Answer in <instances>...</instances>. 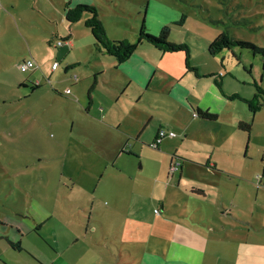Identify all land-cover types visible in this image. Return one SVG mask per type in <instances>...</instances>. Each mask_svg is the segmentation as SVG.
I'll use <instances>...</instances> for the list:
<instances>
[{
  "label": "rangeland",
  "instance_id": "374dc122",
  "mask_svg": "<svg viewBox=\"0 0 264 264\" xmlns=\"http://www.w3.org/2000/svg\"><path fill=\"white\" fill-rule=\"evenodd\" d=\"M64 1L0 0V264H37L29 251L40 258L49 257L46 242L48 236L54 235L53 230L73 231L79 222L84 229L88 213L77 209L85 203L87 212L91 203L99 211L95 217L98 222H90L96 231L116 220L110 213L109 195L123 183L114 181V176H132L144 184L141 192L129 193L124 188L123 199L119 200L121 207L139 209L144 216L139 218L142 221L135 216L125 217V224L138 222L144 230L153 225L163 228L160 217L164 201H171L168 188L183 193L187 189L190 193L203 178L221 177L222 183L204 185L209 190L205 200L190 197L187 208L203 215V221L210 219L219 225V219L236 218L235 233L229 237H238L247 228L250 234V244H241L236 250L242 258L238 263H248L244 261L248 255L253 258L252 264L264 261V104L257 110L248 108L254 94L264 99L256 89L257 86L264 92V62L258 55L234 47L236 58L229 50L212 56L207 53V44L222 32L264 46V0H91L112 40L135 42L145 17L148 33L157 35L167 26L171 40L188 46L190 56L186 59L184 53L171 55L145 42L139 44L130 58L144 62L150 70L167 65L164 58L170 56L181 58L175 67L183 71L188 63L201 71L226 74L221 80H208L212 83L216 79L222 91L214 86L218 97L208 98L218 110L214 122L193 121L191 112L182 109L157 85L159 71L152 83L132 84L134 91L139 88L140 97L100 86L94 93L99 107L113 109L115 118L123 119L124 128L128 116L139 118L141 138L148 129L154 141L156 128L172 131L174 136H165L155 152L148 149L150 143L144 142L138 157L119 153L117 160L107 164V172L102 167L104 174L99 183L92 179L89 166L103 163L109 153L100 149L93 137L83 135L84 131L101 129L95 121L100 119L97 105L90 111L87 108L85 85L91 79L85 77L89 68L84 64L77 68V82L70 71L64 74L66 60L73 59L74 53L67 45L55 47L53 42L59 35L73 33L72 39L88 41L93 51L98 49L84 26L87 14L69 26L61 16ZM10 2L17 8H12ZM27 59H34L37 68L22 72L18 66ZM53 60L60 62L57 71L51 69ZM114 61L119 67L132 66L128 61ZM119 74L116 70L110 72L115 78ZM35 84L39 87L32 90ZM107 92H114L119 99L112 98L107 104L103 100ZM232 94L239 98L231 99ZM174 122L181 123L185 132ZM240 122L249 123V127L239 128ZM210 155L211 161L228 168L229 174L206 169ZM171 158V165L178 164L174 171L169 166ZM179 164L184 170L178 187ZM115 168L121 172L112 173ZM101 194L103 198H99ZM224 209L232 216L224 211L222 215ZM8 241H21L22 250L13 249Z\"/></svg>",
  "mask_w": 264,
  "mask_h": 264
},
{
  "label": "crops",
  "instance_id": "0c3cea01",
  "mask_svg": "<svg viewBox=\"0 0 264 264\" xmlns=\"http://www.w3.org/2000/svg\"><path fill=\"white\" fill-rule=\"evenodd\" d=\"M70 1L72 3H91V0ZM65 2L66 0L64 3ZM64 3L62 5H64ZM10 4H12V8H17L13 2H10ZM61 16L65 17L64 7ZM101 18L103 19L102 16ZM72 35L73 33L59 35L60 39L67 38L68 50L71 49L74 53L72 54L74 55L73 59L66 60L63 73L65 74L70 71L76 81V79H78L76 72L77 68L83 64L85 67L87 66L89 68V73L85 77V79L88 78L87 80L91 79L90 83H86L85 85L86 92L89 91V89L91 91L89 93V105L87 108L88 111H90L97 105V110L100 112V119L95 120L93 117H91V119L99 122L101 129L99 131H84L85 134L83 135L86 137H93L94 143L100 146V149L109 153L105 156L103 163L96 162L89 166L91 170L90 175L96 183L102 180L104 174L101 170L102 167H104V172H107V164L117 160L119 153L124 155L122 152L123 150L133 153L134 155L132 156L138 157L137 154H141L142 148L145 145L144 142L150 143L152 148L147 146L148 149L155 152V149L159 148L162 139L165 138L158 137L156 142L155 138L153 141V136L148 129L144 131L146 138H141L139 134L142 130V124L139 118H129L127 116L128 125L127 128H124L122 125L123 119L115 118V111L113 109L99 107L100 104L95 99L94 93L98 91L100 86L108 85L109 87L118 89L120 94L126 93L127 95H136L140 97L139 88L134 91L132 84H142L144 81L152 83L159 71L160 78L157 85H159L164 92L166 91L168 96L174 98L175 102L182 106V109L186 112L190 111L193 121H207L200 115L195 114L197 110L215 112L218 114L215 105L208 99L211 95L215 100L218 97L217 91L214 89V86L217 87L214 83L216 79L212 83H209L208 80L211 77H216L221 80L226 74L221 75L219 73L220 77H218L216 71H201L196 66H188V63H185L186 71H183V69L175 67V63L181 62V58L170 56L164 58L167 65L162 67L156 66L150 70V68L145 67L143 64L144 62L130 58L132 55L136 54L135 51L124 60L131 62L132 66L126 65L119 67L118 64L115 63L114 57L100 51H93L90 42L76 37L72 39ZM48 41L51 42V39ZM178 53L182 52L170 54L176 55ZM189 56H185L186 59H188ZM55 61L57 60H53L52 62ZM57 62L59 65L57 69L53 71L59 69L60 62ZM194 69H196V72H194ZM115 70L120 73L118 78L110 76V72ZM189 74H193V76H189ZM82 76H84V74ZM73 80H71V82L75 84L77 81L73 82ZM219 90L222 92L221 89ZM112 98L119 99V95H115L114 92L113 94L108 92L104 93L103 100H105L107 104L111 102ZM217 119L218 115L215 120ZM174 123L176 127L183 131V125L181 123ZM232 126L234 127L235 123H232ZM159 130L161 129L156 128L154 133L155 137ZM127 140H134L136 143L133 145L128 143ZM169 161L170 166L172 158ZM98 162H102V160L99 159ZM179 166L181 171L177 182L178 187L184 170L183 164H179ZM205 168L213 171V173L222 171L225 174H229L228 168L225 166L219 167L215 161H211V155L205 162ZM120 170L121 169L115 168L111 171L116 174L120 173ZM113 179L116 182L123 183V185L119 184V187H114L109 195V199L112 201L110 213L116 220L114 219V221L107 224V226L101 225L99 228L100 231H96V227L94 225L90 226V222H98L99 219L95 217L99 216L97 215L99 211H96L93 207V203H91L87 212V203H85L77 209L85 212V214L88 213V220L86 225H84V229L82 228L83 224L79 222V226L72 227L73 231L67 230V232L64 231L62 233L61 231L53 230L54 235L48 236L49 239L46 242L50 250L49 257L40 258L34 255L32 251H29L35 256L37 264H239L238 262L241 261L242 258L238 257L239 253L236 250L239 249L241 244L244 246L250 244L249 228H247L244 233L240 232L238 237L235 235L234 237H229L231 232L233 234L235 233L236 224L234 221L236 218L231 217V221H222V219H219V225L218 222L211 221L210 219L203 221V219H201L205 218L203 215L195 214L198 213V211L191 212V210L187 208L188 201L191 199L190 197L198 200H205L209 196V190L204 185L218 184L222 181L221 177L219 180L206 177L203 178L202 183L193 187L190 193L187 189H185L183 193L181 190H171L168 188V197H171V201H168V199L164 201V212L163 216L160 217L162 218L163 228H158L153 225L148 230L141 228L138 222L125 224L123 220L125 217L128 219V217L135 216L139 219L144 216H142L139 209L131 210V208L121 207L119 201L123 199L124 188H126L129 193H134L136 191L141 192L140 189L144 184L132 176L128 178L114 176ZM180 194L185 196L184 199H186V201H183L184 199L180 197ZM103 197L104 194L99 196V198ZM131 204L132 202L129 200L128 205L131 206ZM171 206H175L176 209H173ZM217 210L220 211V208H217ZM223 211L228 213V211L224 209L220 212L222 215H224ZM103 213L106 214L109 212L103 211ZM228 214L230 215V213ZM139 220L142 221V219ZM41 229L42 228L39 229L38 226V231ZM64 233H67V236H65ZM0 245L2 246V244ZM208 256H212V259L208 258ZM251 260H253V258L250 255L246 256V259L244 258V261L248 262L246 264H252ZM259 263L264 264V261Z\"/></svg>",
  "mask_w": 264,
  "mask_h": 264
},
{
  "label": "trees",
  "instance_id": "16d2710c",
  "mask_svg": "<svg viewBox=\"0 0 264 264\" xmlns=\"http://www.w3.org/2000/svg\"><path fill=\"white\" fill-rule=\"evenodd\" d=\"M64 11H65V20L67 21V23H69V26L79 21L83 16V14L86 13L87 15L84 19V26L90 30V33L93 37L95 46L98 49V51L110 55L115 59H118L120 62L127 59L135 51L136 47L142 42L151 45L152 47H154L159 51H165L170 53L182 52L185 54L186 57L189 56V48L186 44L182 42H176L170 39L169 28L167 26L162 27L157 35L148 33L146 31L147 27L145 25L146 22L145 17H143L140 21V25L137 33V40L135 42L130 43L126 40L115 41L108 37L106 29L103 25V21L99 16L98 9L96 8L95 5L91 3H71L70 1H66L64 3ZM62 40L66 41L67 38H63ZM48 42L50 43V41ZM233 47L237 48L241 52L250 51L252 54L258 55L260 59L264 62V46L257 45L245 39L233 38L226 32L220 33L212 42L207 44V53L210 56H212L223 50H229L231 52V56L233 58H236L237 56L234 53ZM244 70L246 71L245 68ZM194 72H196V69H194ZM220 74L218 73L216 75L220 77ZM214 83L220 89V85L216 80ZM38 87L39 85L35 84L31 89L34 90L37 89ZM256 89L260 94H264V92L259 87L256 86ZM90 92L91 91L89 90L88 97ZM230 98L234 99L239 97L236 94H232ZM263 104H264V99L260 97L258 94L257 95L254 94L249 103L248 108L252 111L255 109L257 110ZM195 114L200 115L203 119L207 121H215L218 115L215 112L199 111V110H197ZM243 125L249 127V123L246 124L240 122L239 128L244 127ZM159 131L156 134L155 142L156 140H158ZM122 152L124 154L134 155L133 153L127 152L125 150H123ZM8 243L10 247H12L13 249L18 251L22 250L20 241L17 242L8 241Z\"/></svg>",
  "mask_w": 264,
  "mask_h": 264
},
{
  "label": "built area",
  "instance_id": "2783aa9c",
  "mask_svg": "<svg viewBox=\"0 0 264 264\" xmlns=\"http://www.w3.org/2000/svg\"><path fill=\"white\" fill-rule=\"evenodd\" d=\"M66 44H67V40L65 41V40H62V39H57V40H55L53 42V45L55 47H60V46L66 45ZM58 65H59V63L57 61L52 62L51 69L52 70L57 69ZM18 67H19L20 71L25 72V71L37 68V63L35 62L34 59H27V60H24L23 62H21ZM68 91L69 90L66 89V92H68ZM158 135H159V137H165V136H169L170 137V136H174V133L172 131H169L167 133L164 130H160ZM177 166H178V164L171 165L170 170L171 171L176 170Z\"/></svg>",
  "mask_w": 264,
  "mask_h": 264
}]
</instances>
